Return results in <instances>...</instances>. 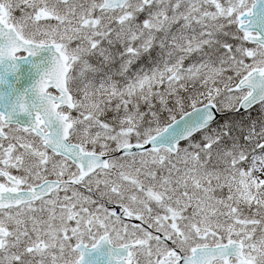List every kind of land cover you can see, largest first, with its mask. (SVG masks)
I'll use <instances>...</instances> for the list:
<instances>
[{"label": "snow or ice", "instance_id": "1", "mask_svg": "<svg viewBox=\"0 0 264 264\" xmlns=\"http://www.w3.org/2000/svg\"><path fill=\"white\" fill-rule=\"evenodd\" d=\"M0 264H264V0H0Z\"/></svg>", "mask_w": 264, "mask_h": 264}]
</instances>
